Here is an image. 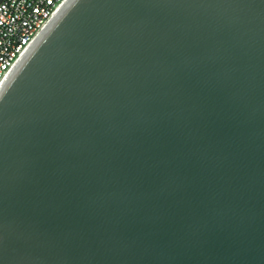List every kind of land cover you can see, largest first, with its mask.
Masks as SVG:
<instances>
[{"label": "water", "instance_id": "95a60500", "mask_svg": "<svg viewBox=\"0 0 264 264\" xmlns=\"http://www.w3.org/2000/svg\"><path fill=\"white\" fill-rule=\"evenodd\" d=\"M0 264H264V0H67L0 89Z\"/></svg>", "mask_w": 264, "mask_h": 264}, {"label": "built area", "instance_id": "2783aa9c", "mask_svg": "<svg viewBox=\"0 0 264 264\" xmlns=\"http://www.w3.org/2000/svg\"><path fill=\"white\" fill-rule=\"evenodd\" d=\"M67 0H0V89Z\"/></svg>", "mask_w": 264, "mask_h": 264}]
</instances>
